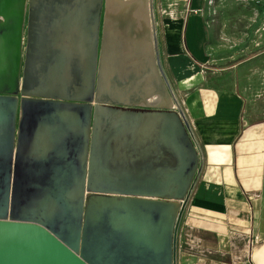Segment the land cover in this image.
<instances>
[{"label":"water","instance_id":"1","mask_svg":"<svg viewBox=\"0 0 264 264\" xmlns=\"http://www.w3.org/2000/svg\"><path fill=\"white\" fill-rule=\"evenodd\" d=\"M24 1L0 0V33L9 35L0 42L12 52L0 73V102L13 106L0 162V264H175L176 232L202 156L161 64L153 0H91L85 81L66 104L49 91L70 88L33 95L18 87ZM14 96L23 121L30 107L80 112V135L61 137L38 182L30 162V182L10 183ZM113 127L156 128L160 147L147 144L143 160L125 162L110 148ZM72 148L77 162H64ZM16 165L18 174L24 164Z\"/></svg>","mask_w":264,"mask_h":264},{"label":"crops","instance_id":"2","mask_svg":"<svg viewBox=\"0 0 264 264\" xmlns=\"http://www.w3.org/2000/svg\"><path fill=\"white\" fill-rule=\"evenodd\" d=\"M200 4L153 0L152 10L162 67L202 156L177 228L175 264H264V48L238 57L223 50L225 56L213 57L218 48L202 26ZM93 7L95 12L91 0L24 1L18 87L33 95H42L43 88H70L49 93L61 96L62 104L75 102L89 60ZM8 36L0 33L2 39ZM198 37L200 46L192 55L188 46ZM7 46L0 42V73L11 63ZM185 61L194 65L196 77L178 75L173 65ZM18 99L14 96L10 129V183L30 182V162L38 182L61 137L80 135V112L66 105L30 107L23 121ZM9 107L11 102H0V162L4 152L8 156ZM70 151L64 162H77L75 149ZM16 162L24 164L18 174Z\"/></svg>","mask_w":264,"mask_h":264},{"label":"rangeland","instance_id":"3","mask_svg":"<svg viewBox=\"0 0 264 264\" xmlns=\"http://www.w3.org/2000/svg\"><path fill=\"white\" fill-rule=\"evenodd\" d=\"M199 1L192 0L193 6H197ZM257 1L201 0L202 5L200 4L199 10L202 14L199 16L202 26L205 33H208L213 40V45L218 48L213 57L218 59L225 56L223 50L238 54V57L255 49L264 48V22H262L264 9L257 4ZM163 10L166 11L167 8ZM164 11L163 15H165ZM183 33L185 34V31ZM186 39L189 40L187 33ZM190 41L191 45L188 48L193 55L200 46L201 40L198 37Z\"/></svg>","mask_w":264,"mask_h":264},{"label":"flooded vegetation","instance_id":"4","mask_svg":"<svg viewBox=\"0 0 264 264\" xmlns=\"http://www.w3.org/2000/svg\"><path fill=\"white\" fill-rule=\"evenodd\" d=\"M145 128L134 129L130 127L125 128H111L109 134L110 148H114V152L122 158L125 162L141 161L144 158V147L147 144L154 145L156 148L160 147L159 130L153 128V132L146 133ZM121 141L123 143L121 144Z\"/></svg>","mask_w":264,"mask_h":264},{"label":"bare ground","instance_id":"5","mask_svg":"<svg viewBox=\"0 0 264 264\" xmlns=\"http://www.w3.org/2000/svg\"><path fill=\"white\" fill-rule=\"evenodd\" d=\"M173 67L179 73L178 75L184 78H194L198 75V72L196 71L194 65L191 64L189 61L178 63V67L176 66V64H174Z\"/></svg>","mask_w":264,"mask_h":264},{"label":"built area","instance_id":"6","mask_svg":"<svg viewBox=\"0 0 264 264\" xmlns=\"http://www.w3.org/2000/svg\"><path fill=\"white\" fill-rule=\"evenodd\" d=\"M257 4L262 8L264 9V0L262 1H257ZM185 115V114H184ZM190 126V125H189Z\"/></svg>","mask_w":264,"mask_h":264}]
</instances>
